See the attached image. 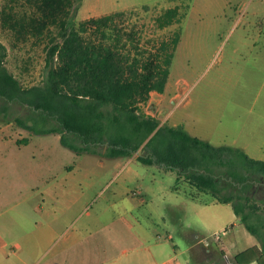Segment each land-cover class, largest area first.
<instances>
[{
    "label": "rangeland",
    "instance_id": "1",
    "mask_svg": "<svg viewBox=\"0 0 264 264\" xmlns=\"http://www.w3.org/2000/svg\"><path fill=\"white\" fill-rule=\"evenodd\" d=\"M73 1L77 25L123 12V24L138 33L143 51H154L157 42L168 39L181 25L165 92H152L144 110L162 124L183 126L215 146L239 147L264 160V61L260 58L264 56V0ZM4 4L0 0L6 66L24 86L41 85L48 71L49 38L42 33L23 35L5 24ZM176 5L188 7L186 18L182 24L160 29L156 17ZM22 9L17 8L21 13ZM12 111L14 116L28 113L21 105H14ZM60 137L33 134L12 118L0 116V222L10 220L12 233L24 229L42 236L46 255L58 253L59 264L69 263L72 249L74 264H80L84 247L91 249L92 264H108L103 247L115 242L122 249L131 247L122 240L130 231L163 235L170 247L168 231L189 230L211 239L213 231L206 221L210 213L189 199L210 200L211 193L198 192L183 178L177 181L175 171L142 164L138 153L130 158L78 155L63 146ZM176 185L181 194L172 192ZM231 193L236 190L223 192ZM262 197L258 192L252 200L264 209ZM210 210L221 225L235 214L232 205L214 204ZM22 215L32 222H19ZM233 222L231 235L246 231L239 219ZM20 240L35 242V238Z\"/></svg>",
    "mask_w": 264,
    "mask_h": 264
},
{
    "label": "trees",
    "instance_id": "2",
    "mask_svg": "<svg viewBox=\"0 0 264 264\" xmlns=\"http://www.w3.org/2000/svg\"><path fill=\"white\" fill-rule=\"evenodd\" d=\"M73 7V0H5V24L23 35L42 33L50 42L44 83L26 87L6 66L8 48L0 40V116L36 135L58 133L61 144L78 155L138 153L142 164L175 171L177 181L183 178L198 192L231 204L257 238L260 245L240 253L237 262L264 264V209L252 200L258 192L264 198V160L239 147L215 146L183 126L162 124L143 108L152 92H165L182 26L154 51H143L138 33L123 24V12L77 25ZM183 8L165 9L156 25L182 24L188 10ZM14 105L28 113L14 116ZM230 188L236 193L224 195Z\"/></svg>",
    "mask_w": 264,
    "mask_h": 264
},
{
    "label": "crops",
    "instance_id": "3",
    "mask_svg": "<svg viewBox=\"0 0 264 264\" xmlns=\"http://www.w3.org/2000/svg\"><path fill=\"white\" fill-rule=\"evenodd\" d=\"M260 58L264 61V56ZM261 142L264 143V137L261 139ZM171 190L174 193L181 194V190L177 185L173 186ZM210 197V200L193 196H190L189 199L194 201L198 206H201L202 211L210 213L206 221L210 231H213L211 239L200 238L198 232L189 230L174 233L168 231L167 239L173 244L170 247L163 235L148 231H130L131 233L126 238L122 237V240L131 247H124L122 249L120 244L116 242L110 243V245L103 247L102 255L108 264H239L236 257L248 248L260 245L259 241L247 229H245L244 233L235 232L234 235H231L236 227V223L233 221L237 219L241 221L240 217L235 213L229 222L221 225V220L214 215L210 208L214 204H231H223L218 202L212 195ZM144 201L142 198V202ZM184 204L186 205V203ZM125 219L128 218L124 217V222ZM18 221L26 223L32 222V219L22 215L18 217ZM10 222V220L0 222L2 224L0 225V264H59L58 253L46 255V251H44L42 246V236L35 235V233L32 235L26 231L22 232L24 229L19 230L18 233H12V228L8 224ZM137 222L139 223L138 220ZM20 227L23 228L21 225ZM217 233L221 234L219 240L214 238V235ZM175 234H178L180 238L178 239ZM20 237H23V239L29 238V241L35 238V242L33 244L28 242V240L23 242L20 240ZM176 238L177 242H175ZM205 240H209V244H206ZM9 245H11L10 248L8 247ZM238 245H240L239 248H237ZM236 249L238 250L235 251ZM73 253L74 249L71 250L70 257V252H68L66 259L69 262L68 264L70 262L74 264ZM82 253L83 259L80 264H92L91 249L84 247ZM250 264L258 263L252 262Z\"/></svg>",
    "mask_w": 264,
    "mask_h": 264
},
{
    "label": "built area",
    "instance_id": "4",
    "mask_svg": "<svg viewBox=\"0 0 264 264\" xmlns=\"http://www.w3.org/2000/svg\"><path fill=\"white\" fill-rule=\"evenodd\" d=\"M220 236H221V234H220V233H217V234L214 235V238H215L216 240H219V239H220ZM204 242H205L206 244H209V240H205Z\"/></svg>",
    "mask_w": 264,
    "mask_h": 264
},
{
    "label": "flooded vegetation",
    "instance_id": "5",
    "mask_svg": "<svg viewBox=\"0 0 264 264\" xmlns=\"http://www.w3.org/2000/svg\"><path fill=\"white\" fill-rule=\"evenodd\" d=\"M257 185H258V183H257Z\"/></svg>",
    "mask_w": 264,
    "mask_h": 264
}]
</instances>
